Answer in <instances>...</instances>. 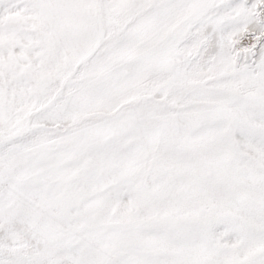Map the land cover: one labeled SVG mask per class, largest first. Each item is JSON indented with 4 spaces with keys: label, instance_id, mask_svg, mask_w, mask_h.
<instances>
[{
    "label": "snow or ice",
    "instance_id": "obj_1",
    "mask_svg": "<svg viewBox=\"0 0 264 264\" xmlns=\"http://www.w3.org/2000/svg\"><path fill=\"white\" fill-rule=\"evenodd\" d=\"M0 264H264V0H0Z\"/></svg>",
    "mask_w": 264,
    "mask_h": 264
}]
</instances>
